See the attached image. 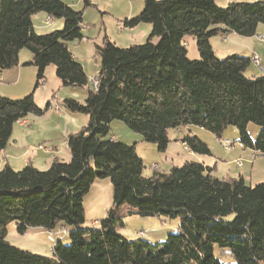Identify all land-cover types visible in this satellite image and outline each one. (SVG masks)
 Here are the masks:
<instances>
[{"label": "trees", "instance_id": "1", "mask_svg": "<svg viewBox=\"0 0 264 264\" xmlns=\"http://www.w3.org/2000/svg\"><path fill=\"white\" fill-rule=\"evenodd\" d=\"M141 1L142 11L122 23L129 29L150 25L145 43L120 48L104 37L95 46L99 68L93 90L68 46L84 39L83 10L65 0H0V72L18 66L22 50L32 57L26 65L35 68L31 93L0 96V152L16 123L50 110V100L40 108L33 98L48 66L61 87L86 94L82 104L65 98L59 107L87 117L79 132L66 137L68 162L54 159L43 171L30 164L0 169V264H264V182L249 186L241 176L217 178L215 167L197 161L167 172L154 169L147 177L135 144L107 138L110 124L122 122L164 153L169 130L195 126L221 139L232 126L242 146L264 157V76L246 75L251 63L257 69L255 56L218 59L210 45L217 35L255 36L264 25V0L231 1L224 8L218 0ZM38 13L61 19L62 29L36 34L32 16ZM186 37L196 43V60L187 57ZM249 124L260 128L255 140ZM180 141L194 154L211 155L191 134ZM100 180L110 181L111 204L85 228V198ZM132 217L178 220L179 226L162 242L145 240L150 232L129 240L119 229ZM11 223L20 235L29 229L54 233L51 257L9 244Z\"/></svg>", "mask_w": 264, "mask_h": 264}, {"label": "rangeland", "instance_id": "2", "mask_svg": "<svg viewBox=\"0 0 264 264\" xmlns=\"http://www.w3.org/2000/svg\"><path fill=\"white\" fill-rule=\"evenodd\" d=\"M231 1L237 0H218L216 4L217 6H219V8H224L226 7L227 2ZM239 1L245 3H254L263 0ZM65 2L77 12L83 10L82 35L84 39L80 41L70 42L68 46L72 55L78 62L82 64L84 72L89 78V81L90 78L97 75V70L99 68V58L95 53V46H100L103 42L104 37H107L111 42H113L120 48H127L131 45H141L145 43L146 38L151 31L150 25L144 23L138 24L133 29L123 28V31L119 30L118 25H116L118 20L122 23L123 19H121V17L126 16L129 13L132 14L131 18L137 16L143 8V2L141 0H90L91 5L85 8L83 0H65ZM45 19L42 14L34 18L35 28L38 32H40L37 33L35 31L36 34H48L55 30L59 31L62 29V20L52 19V21L49 22L50 25L56 21H61L62 26H60L59 29H57L56 27H51V29L45 31L44 24L46 23V25H48ZM185 44L187 57L190 60L198 59L199 56L195 41L190 37H186ZM210 45L213 49V52L215 53V56L218 59H223L226 56L232 54L247 56L250 58L252 57V55H254L257 58H260L262 68L255 69L253 68L251 63V66H249V70L246 72V75L264 76L263 24H259L257 26L256 34L253 37L246 38L230 34L224 38L220 35H217L210 39ZM24 54L27 55V57H29V55L31 56L30 52L27 50H22L21 55ZM28 67L30 68L32 66ZM32 69L33 67L30 70L32 71ZM45 79V84L38 87L33 93L34 101L38 107L44 108L47 101L50 99L52 93L54 92V97H52V99L54 100L58 99L60 101L65 98H70L76 100L81 104L84 102L86 98L84 90L80 88H59V81L55 76L53 66H48L46 68ZM33 86L34 81L30 89L27 91L28 94L33 91ZM25 94L27 95V93ZM23 95H20V97H18L22 98ZM58 100L51 102L57 103ZM58 103L61 106V101ZM61 109L62 112L63 110L66 111L64 108H60V110ZM50 110L56 113V111H53V109L50 108ZM52 112L50 113L49 111H47V113L42 117L28 115L23 121L24 123H22L21 121L13 126L12 134L14 133L17 136L25 133V129L33 128L35 130V133L32 134L33 137L28 140V143L25 144V147L26 150L29 151V153L34 154L35 156L37 155L36 163L39 164L37 165L39 168L35 166L34 167L40 171L46 170L49 165L46 163V161L45 163L43 162L45 154L37 152V147L39 146V144L49 146L50 141L43 142L47 137H50L52 140L56 139V144H60L62 142V137L60 136V133H62V131H56L57 127L62 128V130H65V128H69V132L71 134H75L79 132L87 123V117L82 114H71L73 121H70L67 118L69 120L68 121L66 118H64L63 115L52 116ZM259 131L260 128L256 125H248L247 132L252 140H255L257 138ZM56 132H59V134H56ZM186 134H191L192 136L197 137L208 146L211 155H199V157H201L202 160L206 162L207 166H216L213 174L217 178H237L238 176H241L244 179L246 185L249 186H255L256 184L264 182V157L258 156L249 148H245L244 146H242L239 143V132L235 127L232 126L227 127L222 132L221 139H218L212 133L195 126H187L179 129L169 130L168 137L170 142L167 146V148L169 147V151L166 153V156H164L162 153L157 152V148L155 145L142 142L140 135L131 132L122 122L113 121L110 124L107 138L109 139L112 135L116 140L123 143L129 145L135 144L136 152L139 155L140 159H142L145 167L143 170V174L144 176L149 177L153 172H167L172 166L180 167L185 161H193V158H198L197 154L195 155L194 153L190 152L181 143L180 140ZM177 137L179 140H176ZM221 140H228L232 143V145L224 146L223 144H221ZM181 144L185 147V149ZM63 158L64 161L68 162L69 159H65V157ZM237 160H240L242 164L240 168H238L235 164ZM153 165H156L154 167V169H157L156 171H153V168H151ZM20 167H15L14 170H19L18 168ZM93 190L97 194V198L95 199L93 198ZM110 204V181L100 180L94 182L91 186L90 196H87L85 198V224L83 226L85 228L90 227L92 221L99 220L101 218L99 216L104 215L102 213L103 208H108ZM96 205H99L97 210ZM124 224L125 227L119 229V232L124 237L128 238L129 240H134L137 237H144V232H146V234L150 232L151 237H147L146 235L145 240H150L154 243L162 242L165 240L167 234L175 233L179 226V221L165 219L142 220L138 217H132L129 219H125ZM7 230L8 231L5 240L12 246L21 250L29 251L34 254L51 257L52 248L56 240L55 235V239L53 241L54 233L52 234L46 231L39 232L38 230H34L20 235L15 231V226L13 223L7 226ZM138 230H143V232L136 233ZM154 234L159 235V237H156L155 239ZM217 253L218 252L216 250V255ZM231 261L224 260L222 261V264H232Z\"/></svg>", "mask_w": 264, "mask_h": 264}, {"label": "crops", "instance_id": "3", "mask_svg": "<svg viewBox=\"0 0 264 264\" xmlns=\"http://www.w3.org/2000/svg\"><path fill=\"white\" fill-rule=\"evenodd\" d=\"M237 1H239V0H237ZM228 3L229 2H227V4ZM41 14L44 16V19L48 18V16L44 13H38V14H35L32 16L33 28H34V31H36L37 33H40V32H38L35 28L34 18L36 16L41 15ZM131 15L132 14L129 13L128 15L123 16L124 18L121 17V19H130ZM46 19H45V21H46ZM45 21H44V23H45ZM60 26H62L61 21L60 22L56 21L51 25L50 24L46 25V23L44 24L45 31H47L48 29H51V27H56L57 29H59ZM21 53H22V51H20V53H19L18 66L13 67L9 70H5V71L0 72V96H5V97L11 98V99H17L20 97V95H23V94L26 95L25 93L28 94L27 91L30 89L33 81L35 82V68L33 67L32 71H31L30 69L32 67L29 68L26 65L27 63H29L31 61L32 57L30 55H29V57H27V55H25V54L21 55ZM97 73H98V70H97ZM45 81H46V79H45ZM44 84H45V82H44ZM60 87H61V85L59 82V88ZM54 93H52V95L49 99L50 101H57L58 100V99H55V100L52 99V97H54ZM14 97H16V98H14ZM60 101H62V100H60ZM60 101L58 100V102H60ZM49 112L51 113L52 111L49 110ZM52 114H53L52 116H60V115L62 116L63 115L64 118H66V119L68 118L70 121H73L72 117H71L72 115L69 114L68 112L64 111V110L62 112V109L60 110L59 113L52 112ZM57 118H59V117H57ZM56 131H62V133H60V136L62 137V142L60 144H56L57 143L56 139L52 140L50 137H47L46 139H44L43 142L50 141L49 146H46L44 144H39V145H44L47 148H50V150H51L50 153H45L44 151L37 150V152L45 154L43 162L45 163V161H46V163L49 166L52 163L53 159H58V160L64 161L63 157H65V159L70 160V153L67 149L66 142H65L67 135L71 134L69 132V128H65V130H62V128L57 127ZM12 132H13V130H12ZM34 133H35V130L33 128H31V129H25V133L18 135V136L15 135L14 133L11 134L10 140H9L8 144L6 145L5 149L0 152V156H1L0 168L3 167L4 164H8L13 169L15 167H20V166L21 167L18 169H21L22 167H24L25 165H28V164L32 165L33 167L35 166V167L39 168L37 166L39 164L36 163L37 155L35 156L34 154L29 153V151L26 150V147H25V144L28 143V140L33 137L32 134H34ZM56 134H59V132H56ZM110 138L112 140H116L112 135L110 136ZM176 140H179L178 137L176 138ZM183 148L185 149L184 146H183ZM168 151H169V147L167 148L166 152L162 153V154L164 156H166V153ZM190 161H192V160H190ZM193 161L200 162L203 165L207 166L206 162H204V160H202V158L199 157V155H198V158H193ZM64 162H67V161H64ZM163 172H165V171H163ZM90 192H91V190H90ZM89 196H90V193H89ZM93 198L94 199L97 198V194H96V192H94V190H93ZM98 207H99V205H96V210L98 209ZM106 210H107V208H103L102 213L104 214ZM103 214H100V215H103ZM99 217H102V216H99ZM97 219H99V218H97ZM95 221H97V220H94V222ZM34 230H38L39 232H45L44 230H41V229H33V230L29 229L28 231H34ZM54 239H55V236L53 235V241H54Z\"/></svg>", "mask_w": 264, "mask_h": 264}, {"label": "built area", "instance_id": "4", "mask_svg": "<svg viewBox=\"0 0 264 264\" xmlns=\"http://www.w3.org/2000/svg\"><path fill=\"white\" fill-rule=\"evenodd\" d=\"M51 21H52V19H51L50 17H48V18L46 19L47 24H49V22H51ZM116 25L119 26V30H123L124 27H123V25H122L121 22L118 21ZM252 62H253V64L255 65V67H257V68H261V67H260V60H259V58H257V57H253V58H252ZM89 84H90V86H91V88H92L93 90H96V88H97V76H94V77L90 78ZM58 111H60V107H59V106H58ZM221 144H223L224 146H230V145H232V143H231L230 141H228V140H221ZM37 149H38V150H41V151H44L45 153H48V152L51 151L50 148H47V147L44 146V145H39V146L37 147ZM235 164H236V166H237L238 168H240V167L242 166L240 160H237V161L235 162ZM155 166H156V165H153L151 168L154 169Z\"/></svg>", "mask_w": 264, "mask_h": 264}, {"label": "bare ground", "instance_id": "5", "mask_svg": "<svg viewBox=\"0 0 264 264\" xmlns=\"http://www.w3.org/2000/svg\"><path fill=\"white\" fill-rule=\"evenodd\" d=\"M118 27H119V26H118ZM118 29H119V28H118ZM58 106H59L58 103H55V102H54V103H52V105H51L50 108L53 109V111H56V113H57V112H59V111H58ZM22 123H24V122L22 121ZM155 169H156V168H155ZM153 170H154V169H153Z\"/></svg>", "mask_w": 264, "mask_h": 264}]
</instances>
